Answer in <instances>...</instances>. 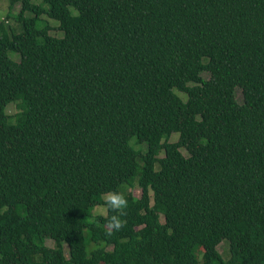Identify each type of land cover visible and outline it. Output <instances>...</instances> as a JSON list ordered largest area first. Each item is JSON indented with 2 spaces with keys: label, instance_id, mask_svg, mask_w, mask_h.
Here are the masks:
<instances>
[{
  "label": "trees",
  "instance_id": "1",
  "mask_svg": "<svg viewBox=\"0 0 264 264\" xmlns=\"http://www.w3.org/2000/svg\"><path fill=\"white\" fill-rule=\"evenodd\" d=\"M7 1L0 264H264V0Z\"/></svg>",
  "mask_w": 264,
  "mask_h": 264
},
{
  "label": "rangeland",
  "instance_id": "2",
  "mask_svg": "<svg viewBox=\"0 0 264 264\" xmlns=\"http://www.w3.org/2000/svg\"><path fill=\"white\" fill-rule=\"evenodd\" d=\"M34 2L36 3H39L40 0H34ZM20 3H17L13 6V8L9 9L8 8V1L7 0H0V21H5V24H11V25H16V21L15 19L13 18V15H15L16 13H18V11L20 10ZM10 13V17H7V13ZM31 14H25V16H29ZM41 17H43L44 19L40 20L41 24H44V23H48L52 29L50 30V34L52 35H55V36H62V32L59 31L57 29V26L59 24V22L55 19H52V18H48L46 17V15L42 14ZM8 55L11 59L13 60H18V54L17 53H14V52H8ZM206 76V75H205ZM180 96H182L184 98V95L180 92H177ZM237 97L240 98V91L237 89ZM17 110V107L15 105V103H10L7 105L6 107V111L7 113L9 114H13L15 111ZM178 138V133H172L169 137V140L170 141H175L176 139ZM130 144L136 148H141L142 150L145 149L144 145H135L134 144V139H131L130 141ZM136 146V147H135ZM182 152L187 155L186 151L184 149H182ZM132 192L134 193L135 196H139L140 195V189L138 187H134L132 188ZM92 213L95 215V214H105L106 213V210L101 208V205H97L93 208L92 210ZM47 245L49 246H52L53 245V241L52 240H47L46 241ZM224 243H221L219 246H218V249L220 251H223L224 250ZM65 251H66V254L68 252L67 250V247H65Z\"/></svg>",
  "mask_w": 264,
  "mask_h": 264
},
{
  "label": "clouds",
  "instance_id": "3",
  "mask_svg": "<svg viewBox=\"0 0 264 264\" xmlns=\"http://www.w3.org/2000/svg\"><path fill=\"white\" fill-rule=\"evenodd\" d=\"M103 203L101 208L107 210L110 215L107 216L105 227L107 234L111 235L119 231L124 226L123 216L126 215L128 208L127 197L119 191H106L102 194Z\"/></svg>",
  "mask_w": 264,
  "mask_h": 264
}]
</instances>
